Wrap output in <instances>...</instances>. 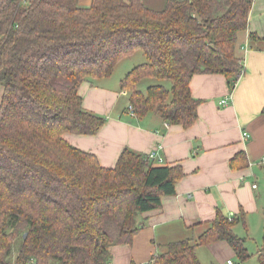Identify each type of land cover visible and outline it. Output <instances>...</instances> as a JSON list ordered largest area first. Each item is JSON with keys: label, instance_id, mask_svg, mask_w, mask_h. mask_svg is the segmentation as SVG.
Segmentation results:
<instances>
[{"label": "trees", "instance_id": "trees-1", "mask_svg": "<svg viewBox=\"0 0 264 264\" xmlns=\"http://www.w3.org/2000/svg\"><path fill=\"white\" fill-rule=\"evenodd\" d=\"M250 9L251 0H167L160 11L142 0H90L86 7L78 0H0V264H110L111 247L132 243L142 228L138 216L175 195L181 172L128 150L103 168L70 146L64 135L93 136L106 122L83 108L80 86L111 77L122 59L141 51L145 61L120 80L133 114L189 128L200 104L191 78L223 75L232 91L242 75L235 45ZM143 79L168 88L141 92ZM236 161L243 165L244 155L230 161L232 169ZM206 224L195 240L157 251L152 264H200L196 249L216 242L226 243L238 264L250 259L234 232L245 225L242 210L227 217L217 208ZM262 243L258 264L264 234Z\"/></svg>", "mask_w": 264, "mask_h": 264}, {"label": "crops", "instance_id": "crops-1", "mask_svg": "<svg viewBox=\"0 0 264 264\" xmlns=\"http://www.w3.org/2000/svg\"><path fill=\"white\" fill-rule=\"evenodd\" d=\"M142 2L160 11L167 0ZM235 57L244 71L232 91L223 75L191 78L190 94L200 104L197 120L186 129L163 123L155 113L131 115L127 91L120 88L126 72L115 80L109 77L97 85L80 86L83 108L106 122L93 136L64 135L70 146L94 155L103 168H113L128 150L143 156L156 152L153 165L181 172L175 179V195L162 197L158 209L138 216L142 228L132 243L110 248V264H148L168 243L195 240L214 220L217 208L227 217L242 210L245 225L234 227L237 236L246 241L253 233L263 238L264 167L258 162L264 157V0H251L248 26L237 35ZM239 154L245 163L236 161L232 169L230 161ZM203 251L216 264L234 257L226 243H210L195 251L200 264H205Z\"/></svg>", "mask_w": 264, "mask_h": 264}, {"label": "rangeland", "instance_id": "rangeland-1", "mask_svg": "<svg viewBox=\"0 0 264 264\" xmlns=\"http://www.w3.org/2000/svg\"><path fill=\"white\" fill-rule=\"evenodd\" d=\"M90 0H78V5L81 7H86L89 5ZM145 61L141 51H136L131 57H127L125 59H122L117 66L114 69L113 74L111 75V79L109 78V80H115L117 78H119L121 75H123V73L131 70L133 67L143 63ZM101 80H95L94 82H96V84L94 83V85H97L98 82L100 83ZM106 82V80H105ZM155 84H163L164 86H166L168 88V84L165 82H161V81H157L154 79H143L139 85H137L141 91L145 92L146 87L148 85H155ZM1 87H0V95H1ZM137 225L138 224V220H137ZM252 237V239L250 241H246L245 243V248L247 249L248 253L250 255H252L250 257V259L245 263V264H258L257 259H256V253L257 250L261 249L263 247V243H262V234H260V236L258 235V238L255 236V234H251L250 235ZM244 237V236H243ZM16 252V251H15ZM203 257V258H202ZM201 259H204V263L205 264H216V262H213L211 255L209 253H206L205 251H203V253L201 254ZM231 261H233V264H238L237 260L235 257L230 258Z\"/></svg>", "mask_w": 264, "mask_h": 264}, {"label": "built area", "instance_id": "built-area-1", "mask_svg": "<svg viewBox=\"0 0 264 264\" xmlns=\"http://www.w3.org/2000/svg\"><path fill=\"white\" fill-rule=\"evenodd\" d=\"M225 104V101H221L220 102V105H223ZM128 110L129 112L131 113V115H133V111H132V108L131 106L128 107ZM165 126H168V125H165ZM243 138L246 139L248 137L247 133H243ZM157 150H160V147L157 148ZM148 159L151 160V161H154L156 159V157H158V154L156 152H153L149 155H147ZM259 165H261L262 167H264V157H262L260 160H259ZM253 188H255V186H253ZM148 264H152V262L148 263ZM226 264H233L230 260L226 261Z\"/></svg>", "mask_w": 264, "mask_h": 264}, {"label": "water", "instance_id": "water-1", "mask_svg": "<svg viewBox=\"0 0 264 264\" xmlns=\"http://www.w3.org/2000/svg\"><path fill=\"white\" fill-rule=\"evenodd\" d=\"M24 237H25V235H24Z\"/></svg>", "mask_w": 264, "mask_h": 264}]
</instances>
